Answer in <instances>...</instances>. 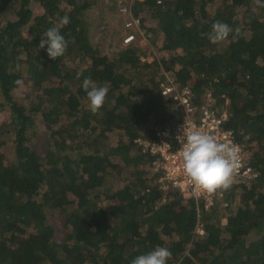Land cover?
Returning <instances> with one entry per match:
<instances>
[{
  "label": "trees",
  "instance_id": "trees-1",
  "mask_svg": "<svg viewBox=\"0 0 264 264\" xmlns=\"http://www.w3.org/2000/svg\"><path fill=\"white\" fill-rule=\"evenodd\" d=\"M89 6L0 0V110L10 118L0 125V264H131L157 246L171 251L168 264H264V7L254 0H133L130 10L141 14L155 49L142 60L137 42L101 53L83 18ZM65 15L67 49L51 60L47 46H38ZM215 21L239 28L238 41L211 43L202 34ZM167 76L191 89L195 107L227 109L224 127L259 170L225 191V222L217 204L198 212L191 197L162 189L153 157L137 144L180 120L181 110L159 91ZM87 77L109 88L96 114L82 88Z\"/></svg>",
  "mask_w": 264,
  "mask_h": 264
},
{
  "label": "clouds",
  "instance_id": "clouds-1",
  "mask_svg": "<svg viewBox=\"0 0 264 264\" xmlns=\"http://www.w3.org/2000/svg\"><path fill=\"white\" fill-rule=\"evenodd\" d=\"M157 2L160 3L161 0ZM254 3L264 7L262 0H254ZM69 23L70 18L65 15L60 19L58 26L51 27L42 34L38 48L44 49L47 46L46 52L51 60H56L65 54L67 41L61 35L60 28ZM202 35L213 44L222 43L230 36L233 42H237L240 29L233 30L227 23L215 21L211 25V31ZM80 75L77 74L78 79ZM16 83L20 84L21 81L18 80ZM82 88L89 101V110L92 114L98 113L105 103L109 88L97 86L90 77L83 80ZM179 161L183 177L191 186L193 194L211 197L230 189L234 174L240 165V148L230 140L220 141L211 133L193 128L184 134L181 141ZM171 255L169 249L157 246L147 254L134 258L131 264H168Z\"/></svg>",
  "mask_w": 264,
  "mask_h": 264
},
{
  "label": "built area",
  "instance_id": "built-area-1",
  "mask_svg": "<svg viewBox=\"0 0 264 264\" xmlns=\"http://www.w3.org/2000/svg\"><path fill=\"white\" fill-rule=\"evenodd\" d=\"M122 12H130V6L120 7ZM139 17L131 16L126 20L127 27H139ZM132 34L126 35L124 42L132 41ZM160 94L170 98V104L173 109H180V120L169 129H158L153 140L137 139L138 146H141L143 153H147L153 157L151 168L158 171L160 177L158 182L161 183L162 189L166 190L170 187L177 189L184 197H191L197 204V211L210 210L216 204L218 206H226L224 202L225 191L208 197L201 194L196 196L192 192L191 186L186 182L180 169L179 150L184 134L193 128L198 131L211 133L220 141L230 140L240 148V165L234 174L233 180L247 181L256 179L259 176V170L250 161V154L246 151L244 144L238 142L233 130L224 127L227 119V109L210 106L195 107L191 101V89L189 87L178 88L176 83L166 77V81L159 84ZM226 99V103H227ZM180 138V140H179ZM200 205V206H199ZM199 234L203 233V229L199 224L196 226Z\"/></svg>",
  "mask_w": 264,
  "mask_h": 264
},
{
  "label": "rangeland",
  "instance_id": "rangeland-1",
  "mask_svg": "<svg viewBox=\"0 0 264 264\" xmlns=\"http://www.w3.org/2000/svg\"><path fill=\"white\" fill-rule=\"evenodd\" d=\"M90 2V6L83 11V18L86 21L87 28H88V35L91 39V42L100 49L102 54H106L108 56H112L114 53L118 52L119 50L127 47L132 42H137L136 44L140 48L141 51L144 52L141 55V59L150 58V53L154 54V47L150 40L145 36L144 29L147 24L140 25L141 22V14L138 15L139 17V27L136 26L127 27L125 25L126 20H128L131 16H133L132 11L130 12H122L120 7L122 6H132L133 0H87ZM114 1L118 2L117 10H112L111 6ZM31 10L34 15L42 13V7L37 3H32ZM12 13H7V17L14 18ZM132 34L134 36L133 40L125 43L124 38L126 35ZM152 37V35H150ZM144 48V49H143ZM169 54H166L165 57L167 58ZM168 74V73H167ZM18 89L19 93H23L22 90H25V85L22 84ZM19 96V94L17 93ZM220 108V107H217ZM225 108V107H224ZM10 121V118L7 113L0 110V125H4ZM35 123L36 129L39 135H41V127L43 126V122L39 115H35ZM37 149H42L40 143H35ZM4 152L7 154V157H12V149L10 146L7 148L4 147ZM133 153V150H132ZM144 169L148 167L146 165L143 166ZM115 176L117 174L114 171ZM219 208V216L225 222L226 216L228 211L225 209L224 206H218ZM226 213V214H225ZM56 238L61 236L60 231H56L55 233Z\"/></svg>",
  "mask_w": 264,
  "mask_h": 264
}]
</instances>
